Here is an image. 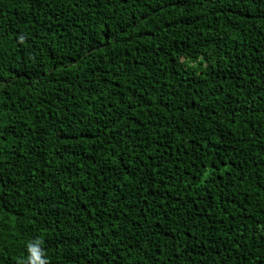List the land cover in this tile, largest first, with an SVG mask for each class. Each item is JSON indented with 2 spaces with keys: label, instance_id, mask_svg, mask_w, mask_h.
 Returning a JSON list of instances; mask_svg holds the SVG:
<instances>
[{
  "label": "trees",
  "instance_id": "trees-1",
  "mask_svg": "<svg viewBox=\"0 0 264 264\" xmlns=\"http://www.w3.org/2000/svg\"><path fill=\"white\" fill-rule=\"evenodd\" d=\"M0 264H264V0H0Z\"/></svg>",
  "mask_w": 264,
  "mask_h": 264
},
{
  "label": "clouds",
  "instance_id": "clouds-1",
  "mask_svg": "<svg viewBox=\"0 0 264 264\" xmlns=\"http://www.w3.org/2000/svg\"><path fill=\"white\" fill-rule=\"evenodd\" d=\"M31 250L33 251V254H34V255H36V253H35L34 249H31Z\"/></svg>",
  "mask_w": 264,
  "mask_h": 264
}]
</instances>
